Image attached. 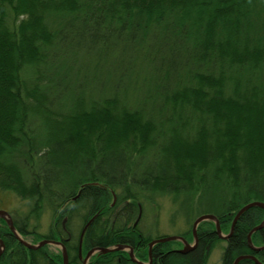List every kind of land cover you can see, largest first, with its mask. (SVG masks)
<instances>
[{"label":"trees","instance_id":"1","mask_svg":"<svg viewBox=\"0 0 264 264\" xmlns=\"http://www.w3.org/2000/svg\"><path fill=\"white\" fill-rule=\"evenodd\" d=\"M85 127L97 130L93 143ZM0 190L30 200L14 226L60 241L68 264H79L78 246L83 255L118 243L145 259L132 216L143 192L181 197L221 231L243 204L264 202V0H0ZM43 207L48 231L28 230ZM262 219L248 207L226 239L198 228L185 253L156 244L153 264H205L219 240L220 264L264 262L246 242ZM250 239L264 244V226ZM23 253L16 263L62 259L45 247ZM118 253L88 264H133Z\"/></svg>","mask_w":264,"mask_h":264},{"label":"rangeland","instance_id":"2","mask_svg":"<svg viewBox=\"0 0 264 264\" xmlns=\"http://www.w3.org/2000/svg\"><path fill=\"white\" fill-rule=\"evenodd\" d=\"M86 100L88 101V99ZM55 106L57 107V110L60 111L61 113L63 114L68 113L67 107L64 104L58 103ZM77 106L79 108H83L85 111H89L88 109L89 106H87V103L83 98L79 101V104ZM90 106H92V104ZM77 112H79V110H77ZM70 113H71V109H70ZM85 129L86 132H83V134L84 135L87 134V137L89 138V140H91L92 143L94 140H97L99 138V136L96 135L97 130H94L93 133H91L92 130H89L88 127H85ZM93 145L94 144H90V147ZM180 199L181 197L173 199L171 195L161 194L160 192H156V191H152L150 193L143 192V194L139 197L138 201H140L141 203L134 211H132L133 212L132 216H134L133 220L136 217H137V221L139 220V222L134 221V224L137 223V227L141 230L142 234L147 238V242L156 237H164V236H179L189 244L193 241L191 226L193 220L198 216L196 215L197 212L195 210V205L191 204L190 210H188L189 208H184V207L181 208L179 205V202L181 201ZM113 201L114 198L112 202ZM76 207L75 208L77 209V213H75V215H80L82 218L85 212V207L81 205H77ZM30 208H31L30 200L26 198H22L14 194L13 192L0 190V210H4L8 215L1 217L2 219L8 217L12 224L13 222L16 223H20L22 221L25 222L24 216H26L28 213L30 215L29 212ZM213 216L215 217V215ZM81 218H78V216H73V222L74 221L81 222ZM215 219L217 220L216 217ZM4 220L5 219H3L5 225L6 223ZM51 221H52V213H50L48 208L43 207L41 211L38 212V216L36 219H34L32 216L28 217L27 228L28 230H35V229H30V227L32 225H36V232L40 234H45L52 224ZM230 225H231V221L227 222L224 230L223 231L220 230V234L222 235L226 234L230 229ZM205 227H211L215 229L214 221L212 219H205L200 221L196 225L195 233L198 228L202 229ZM21 237L27 242H32L34 240L36 241L40 239V238L36 239V233H28L25 235H21ZM162 243H165L164 248L168 250L183 246L182 241L177 238L170 239L167 241H162ZM251 244L254 246L257 245V244H253L252 241ZM223 245L224 242L222 240L221 241L219 240L210 247L206 255L205 264H220V253L222 251ZM107 247H115V244H110ZM45 249L51 255L59 254L58 256L62 257L60 253L61 247L59 244H48L46 245ZM83 255L81 254V257H83ZM89 258L90 257L87 258V261H90ZM60 263L62 264V261H59V264ZM88 263L89 262L84 264H88ZM109 264H114V262H110Z\"/></svg>","mask_w":264,"mask_h":264},{"label":"water","instance_id":"3","mask_svg":"<svg viewBox=\"0 0 264 264\" xmlns=\"http://www.w3.org/2000/svg\"><path fill=\"white\" fill-rule=\"evenodd\" d=\"M251 206H257V207H260L264 210V202L263 201H259V200H252V201H249L245 204H243L239 209H237V211L235 212V214L233 215L232 217V220H231V225H230V229L229 231L226 233V234H220V229H219V226H218V222L217 220L215 219V217L212 215V214H209V213H204V214H200L198 215L192 222V226H191V232L193 234V241L189 244L187 243L184 239H182L181 237L179 236H164V237H160L158 239H155L153 241H151L149 244L153 243V242H160V241H167V240H170V239H180L182 241V248L180 249H177L176 251L177 252H180V253H185L187 252L188 250H190L191 248H193L196 244V233H195V228H196V225L202 221V220H205V219H212L214 221V225H215V229H214V232L216 233L217 237L219 238H226L228 237L231 233H232V229H233V225L236 221V219L238 218V216L245 210L247 209L248 207H251ZM4 216H8L7 213L4 211V210H0V217H4ZM5 219V223L7 224L8 228L11 230V232L15 235V237L25 246L27 247H35L36 245H28L27 243L23 242V240H21V238L18 236V234L15 232L14 228H13V225L10 221V219L7 217L3 218ZM92 220V217L86 222V224H88L90 221ZM264 226V219H262L258 224H256L255 226H253L246 234V242H247V245L250 249L252 250H260V249H264V244L261 245V246H254L251 244V241H250V234L253 232V231H256V230H259L260 228H262ZM85 227V226H84ZM83 227V229H84ZM82 229V230H83ZM82 232V231H81ZM43 243H53V244H56V242L54 241H48V240H41L39 241L37 244L38 245H41ZM60 245V244H59ZM60 247H62L60 245ZM127 248L129 250V255L131 256V249L130 247L128 246H125V245H119V246H115V247H106V248H103V247H93L91 249H89L86 254H85V257L83 258V261H82V264H84L86 258L88 257V255L90 254V252L92 251H101V252H107V251H110V250H114V249H119V248ZM61 255H62V264H66V253H65V250L64 248L62 247L61 248ZM243 258H248V259H251L255 264H264V263H261L259 262L253 255L251 254H241V255H238L236 256L232 263L231 264H237L238 260L240 259H243ZM131 259H133L131 257Z\"/></svg>","mask_w":264,"mask_h":264},{"label":"flooded vegetation","instance_id":"4","mask_svg":"<svg viewBox=\"0 0 264 264\" xmlns=\"http://www.w3.org/2000/svg\"><path fill=\"white\" fill-rule=\"evenodd\" d=\"M0 220H1V222H0V255H2V254H5V253H11L10 254V256L12 257L13 255H14V258H13V260H12V264H24V261H22L21 263H16V257H17V259H19L20 260V253H23V251H25V249H38V248H46V245H48V244H53V243H43V244H41V245H38L37 243L39 242V241H41V240H48V241H54V242H56V244H60L63 248H64V250H65V253H66V249H65V246L60 242V241H58V240H55V239H52V238H44V237H40V239H38V240H34V241H32V242H27V241H25L24 239H22V237H21V234L17 231V228L14 226V224H12L13 225V228H14V230H15V232L18 234V236L21 238V240H23V242H25V243H27L28 245H36L35 247H27V246H25V245H23L16 237H15V235L11 232V230L8 228V226L5 224L4 225V222H3V219L0 217ZM217 222H218V220H217ZM235 224V223H234ZM234 226V225H233ZM84 227V226H83ZM83 227H81V231H83L82 230V228ZM233 230V229H232ZM80 231V234H79V237L81 238V234H82V232ZM12 237V240H10L11 242H13V244H19V245H21V247H19V246H11V247H7L6 248V245L8 244V237ZM158 238H160V237H156V238H154V239H151V240H149L148 242H147V244H146V248H144V247H142L141 248V250H143V249H145V252H146V257H145V259H141L139 256H138V253L137 252H140V249H139V247H136L135 245L133 246H131V245H128V244H120V243H118V244H115V246H119V245H125V246H128V247H130V249H131V256L129 255V250L127 249V248H125V247H123V248H119V249H114V250H110V251H114V252H116V251H119L120 253H118V254H120V256H122L123 258H126V259H128L131 263H133V264H153V262H154V259L156 258V256L154 255V247H155V245L156 244H160V243H162V241H160V242H153V243H151V244H149L151 241H153V240H155V239H158ZM227 238V237H226ZM226 238H221V239H226ZM79 241H80V239H79ZM196 243H197V240H196ZM183 245V244H182ZM196 245V244H195ZM263 245V244H262ZM258 246H261V245H258ZM61 247V248H62ZM94 247H96V246H94ZM182 246H180L179 248H181ZM195 247V246H194ZM193 247V248H194ZM91 248H93V247H91ZM91 248H89V249H91ZM103 248H106V247H103ZM179 248H174V249H172V250H177V249H179ZM193 248H191V249H193ZM89 249H87L86 251H85V253H84V255H83V257H81V250H80V248H79V246H78V250H77V260L79 259V264H82V261H83V258L85 257V254H86V252L89 250ZM190 249V250H191ZM252 250V249H251ZM110 251H107V252H110ZM125 251V252H124ZM189 251V250H188ZM19 252V255L17 254ZM62 251H60V253H61ZM122 252H124L123 254H122ZM96 253H106V252H101V251H92V252H90V254L88 255V257H92L93 255H95ZM124 254H125V256H124ZM117 255V254H116ZM252 255V254H251ZM254 256V255H253ZM87 257V258H88ZM131 257L133 258V259H131ZM255 257V256H254ZM87 258H86V260H85V262L84 263H87V262H89V261H87ZM90 258H89V260H90ZM256 258V257H255ZM23 259H25L26 260V257H25V255H24V253H23ZM22 259V260H23ZM257 259V258H256ZM117 261H119V259L117 258L116 259ZM258 260V259H257ZM239 261V260H238ZM259 261V260H258ZM259 262H261V263H264V262H262V261H259ZM61 264V263H60ZM66 264H68V262H67V253H66ZM75 264V263H74Z\"/></svg>","mask_w":264,"mask_h":264}]
</instances>
